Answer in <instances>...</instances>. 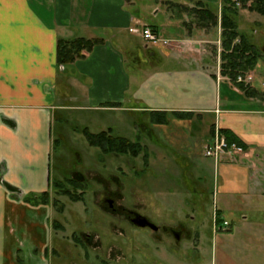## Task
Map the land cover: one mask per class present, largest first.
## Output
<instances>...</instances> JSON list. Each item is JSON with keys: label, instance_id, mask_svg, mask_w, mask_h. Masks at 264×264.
<instances>
[{"label": "crops", "instance_id": "crops-1", "mask_svg": "<svg viewBox=\"0 0 264 264\" xmlns=\"http://www.w3.org/2000/svg\"><path fill=\"white\" fill-rule=\"evenodd\" d=\"M145 1L0 0V264H50L44 259L46 218L44 225L39 220L48 205L22 201L16 192L48 190L51 121L71 98L58 91L67 69L56 63V44L59 38L77 37L102 39L64 75L65 84L84 89L83 96L93 106L138 113L140 130H147L153 113H164L167 122L152 126L163 133L181 119L174 111H188L191 119L210 115L209 126L228 129L244 145L234 160L225 157L215 165L212 191L219 218L225 220V211L240 215L243 223L212 228V236L222 239L218 261L213 256L207 263L187 257L176 263L264 264V219H245L247 214L264 217V99L245 95L228 77L218 75L208 49L220 40L218 20L199 22L193 10L200 2L219 15L222 0ZM136 24L149 25L170 43L149 46L139 36L116 42L117 33L129 32ZM255 82L253 87L264 90L263 81ZM194 122L190 124L195 132ZM211 127L208 138L204 135L207 142ZM195 208L193 203L192 212ZM187 229L190 239L199 242V228ZM34 247L41 254H34ZM17 248L23 256L15 254ZM65 262L70 260L59 264Z\"/></svg>", "mask_w": 264, "mask_h": 264}, {"label": "rangeland", "instance_id": "rangeland-1", "mask_svg": "<svg viewBox=\"0 0 264 264\" xmlns=\"http://www.w3.org/2000/svg\"><path fill=\"white\" fill-rule=\"evenodd\" d=\"M147 1L145 5L150 3ZM237 6L238 30L261 54L254 68L239 72L236 77L237 82L252 88L257 78L264 83V16L242 8L239 3ZM98 34L102 33L99 31ZM116 36L117 43L124 38L132 41L138 37L127 31ZM208 45L212 63L221 76L223 60L219 55H213L214 50L222 51L220 40ZM66 69L60 77L58 91L60 96L71 98L64 101L65 108L56 109L51 121L49 202L42 208L44 212L39 219L44 225L46 218V228L43 226L42 232L49 240L44 259L50 264L67 260L70 264L73 261L77 264H114L113 261L118 259H122L119 264H150L152 259L162 261L161 264H177L179 259L187 257H200L202 263H207L213 256L218 261L223 256L222 239L212 236V228L221 225L223 220L214 219L217 198L212 191L216 192L215 165L218 162L204 155L212 117L203 115L200 119L193 115V120L183 118L164 128L167 131L164 133L156 131L152 127L153 121L148 119L147 130H140L136 127L142 123L138 113L95 107L83 96L84 89L75 84L67 86L64 75L72 71L71 66ZM238 77L242 81H238ZM84 82L85 85L88 83ZM190 121H195L198 132L193 131ZM203 127L206 128L204 131ZM83 129L91 133L107 131L138 142L140 147L135 153H104L99 146L87 141ZM3 181L10 184L7 179ZM16 193L23 201L25 195L34 192L23 195L17 190ZM106 198L111 200L115 211L110 209ZM193 203L196 208L192 212ZM136 213L146 216L158 230L134 226L128 217ZM191 215L195 216L194 220ZM222 217L233 226L244 221L240 215L225 211ZM245 219L256 222L264 217L247 214ZM182 226L198 227L199 242L190 239L186 227L178 231ZM164 227L167 230H162ZM33 252L41 254L42 251L34 247ZM15 254L23 256L24 253L17 248Z\"/></svg>", "mask_w": 264, "mask_h": 264}, {"label": "trees", "instance_id": "trees-1", "mask_svg": "<svg viewBox=\"0 0 264 264\" xmlns=\"http://www.w3.org/2000/svg\"><path fill=\"white\" fill-rule=\"evenodd\" d=\"M198 3L199 5L196 4L193 10L196 16H198L199 22L200 20H207L211 22V24H215L218 20L220 26V45L222 51L219 53V56L221 60H223L220 64V73L234 82L238 88L243 90L245 95L264 99V93L255 87H245L242 83L236 81V77L239 75L238 73H244L254 68L261 56L256 46L250 43L246 35L238 30L236 20L239 7L237 4L239 3L242 8L264 16V0H222L219 15H217L213 9L205 8L202 3ZM101 42V38H59L56 44V63L58 66H63L64 68L67 66L70 67L76 60L84 57V52H89L95 45ZM173 115L181 119L191 118V113L188 111H174ZM151 121H153V123L165 124L167 122V117L164 113H153ZM212 129L213 125L211 127V132ZM220 130L224 133L228 142H234L242 146V148L244 147L243 143L237 139L231 131L224 128H220ZM83 134L91 145L99 146L104 153H135L140 147L138 142H132L122 136L111 135L107 133V131L91 133L83 129ZM70 181L72 184H76L74 180L70 179ZM66 192L67 191H65V193ZM23 201L32 205L48 204L49 191L34 192L31 193L30 196L25 195ZM216 217L220 220L217 213Z\"/></svg>", "mask_w": 264, "mask_h": 264}, {"label": "built area", "instance_id": "built-area-1", "mask_svg": "<svg viewBox=\"0 0 264 264\" xmlns=\"http://www.w3.org/2000/svg\"><path fill=\"white\" fill-rule=\"evenodd\" d=\"M128 31L138 35L146 44H149L150 46H166L170 43L168 38L163 37L146 24H136L130 26ZM238 78V81H242L241 77ZM204 148V155L212 158L215 163L223 160L225 157L234 160L236 155L243 152L242 146L234 142L227 141L224 133H222L216 124H214L209 141L205 144ZM228 226V221L224 220L219 228L226 229Z\"/></svg>", "mask_w": 264, "mask_h": 264}, {"label": "water", "instance_id": "water-1", "mask_svg": "<svg viewBox=\"0 0 264 264\" xmlns=\"http://www.w3.org/2000/svg\"><path fill=\"white\" fill-rule=\"evenodd\" d=\"M111 205V203H109ZM129 221L136 227L144 228L148 227L153 231L158 230V226L151 222L146 216L141 214H134L129 218Z\"/></svg>", "mask_w": 264, "mask_h": 264}, {"label": "flooded vegetation", "instance_id": "flooded-vegetation-1", "mask_svg": "<svg viewBox=\"0 0 264 264\" xmlns=\"http://www.w3.org/2000/svg\"><path fill=\"white\" fill-rule=\"evenodd\" d=\"M107 199V203H108V205L110 206V209H112L113 211H115L116 210V208L115 207H112V205H110L109 203H111V200L109 199V198H106ZM112 204V203H111ZM132 215H130L129 217H128V219L131 217ZM185 227L186 226H182V229H180V230H178V231H183V230H185ZM187 228V227H186ZM162 230H167L165 227H164V229L162 228ZM177 231V232H178ZM173 232H175V231H173ZM176 233V232H175ZM177 234V233H176ZM175 234V235H176ZM177 237V236H176Z\"/></svg>", "mask_w": 264, "mask_h": 264}]
</instances>
